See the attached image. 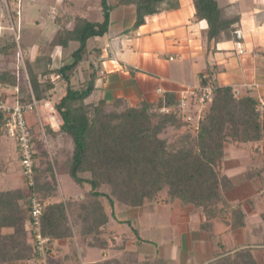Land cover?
Here are the masks:
<instances>
[{"label":"trees","instance_id":"obj_1","mask_svg":"<svg viewBox=\"0 0 264 264\" xmlns=\"http://www.w3.org/2000/svg\"><path fill=\"white\" fill-rule=\"evenodd\" d=\"M5 1L8 8L12 9L13 0ZM170 1L175 5L177 3V0H113L110 4L108 0H100V21L89 20L80 13L58 14L55 22L59 29L55 43L61 48H69L72 41L76 42V46L71 47L68 52L70 62L52 67L51 58L47 56L46 64L39 71L35 70L33 65L36 63L32 62L26 63L25 69L20 72L10 68L0 69V99L4 103V88L16 87V100L23 104L32 102L33 99L40 102L50 98L51 90L55 89L58 82L64 88L51 107L54 112L52 116L58 125L55 133H63L72 140L68 174L78 185H87V192L94 203L97 200L101 220L94 225L100 240V226L107 221L102 198L106 199L107 207L113 215L114 202L131 207L141 206L145 201H155L165 191L169 199L177 198L182 203L192 204L201 213L202 226L207 230L210 231L215 221L235 230L248 224V212L244 204L234 203L229 199L228 191L249 181L255 183L256 178L264 187V161L255 168L250 166L237 176H228L224 167L226 145L229 142H264V111L262 114L257 111V99L249 95L236 96L230 86L216 85L210 65L205 73L199 74V79L200 84L211 85V101H205L207 109H202L198 118L193 121L184 117L178 106V96L169 92L156 102L142 100L135 106L127 105L122 99L109 104L102 98L87 102L95 92L96 81L100 77L99 67L93 63H89L88 76L81 82V86L75 87L72 84L71 75L79 63L87 59L86 55L100 54L99 48L88 47V40L107 33L109 13L113 7H135L136 17L130 28L135 30L149 16L159 13L161 6ZM64 3L71 6L72 0H64ZM193 4L196 19L207 22V40L212 46L222 38L224 31L234 29L236 19L224 18L222 8L216 0H193ZM15 14L13 15L16 16ZM10 23L11 19L8 25L10 35L2 39L0 50L3 54L10 55L14 54L17 47V55L18 50L23 51L21 39L18 36V42H15V33L10 29ZM44 56H39L36 61L41 62ZM27 88L29 93L23 96L22 92ZM195 98H198V94L191 96L187 105L196 101ZM161 107H165L167 112L158 113ZM181 115L192 132L186 133L179 145L171 144L163 135L165 128L169 126L166 124ZM4 124L5 112L0 110V132L7 136ZM29 129L32 135L34 185L27 186L28 193L19 189L0 192V264L10 261L41 264L30 226L29 202L33 194L43 205L40 230L44 237L49 238L46 244V264H53L50 252L54 240L65 239L70 245L74 244L73 225L69 222L65 204L62 201L45 204L36 188V150L34 134L30 127ZM18 153L20 158L19 150ZM80 173H88L90 176L81 177ZM104 184L109 188L107 192L100 189ZM247 201L253 207L250 199ZM256 214L264 232V208L259 209ZM126 222L131 224L130 221ZM85 230L89 229H83ZM102 239L104 245L98 242L95 244L103 248L107 241ZM248 248L240 247L230 254L219 240L216 242L215 260L222 258L224 264H257ZM71 258L73 259L72 256Z\"/></svg>","mask_w":264,"mask_h":264},{"label":"crops","instance_id":"obj_2","mask_svg":"<svg viewBox=\"0 0 264 264\" xmlns=\"http://www.w3.org/2000/svg\"><path fill=\"white\" fill-rule=\"evenodd\" d=\"M20 1L22 3L23 0H13V11L18 8ZM27 1L36 3L38 0ZM216 1L222 8L223 17L236 19V23L234 29L224 31L222 38L213 46L207 40L206 20L195 17L193 0H177L176 5L172 1L166 2L159 13L149 16L135 30L130 29L136 17L135 7H113L109 13L107 33L94 38V44L88 46L99 48L100 54H90L79 63L71 75L72 84L75 76L83 81L88 76L89 63H93L99 67L100 77L96 81L95 92L87 102L102 98L109 104L122 99L127 105L135 106L142 100L156 102L167 92L179 97L186 90L207 86L200 84L199 74L205 73L210 65L216 85L230 86L236 96L249 95L257 100L264 99V0ZM108 2L111 4L113 0ZM47 5L50 9L47 17L52 25H39L38 20L33 19L35 24L29 32L23 26L25 19L19 9V16H14L13 33L20 37L22 50L28 54L32 64L37 62L39 56L47 54L51 58V66L59 67L71 61L70 51L65 50L68 48H61L55 43L52 50L46 53L41 51L49 47L47 45L52 41L56 42L59 29L55 22L57 15L80 13L92 20L87 10L91 7L101 9L100 0H72L71 6L66 5L64 0H48ZM8 18L11 16L8 15ZM0 25L3 26L1 22ZM6 30L8 25L3 26L1 32ZM236 30H240V38L235 35ZM74 43L72 41L70 44ZM63 91L64 88H60L59 96ZM3 93L7 94L5 103L14 105L17 101L14 95L17 88H4ZM197 94L199 99V92ZM44 101L51 106L54 102L49 99ZM197 105L199 115L204 104L199 102ZM32 110L36 112V109ZM32 112L29 110L25 113L31 129L36 126L33 125L36 123V113L34 115ZM187 112L195 114L194 109L190 110L188 105ZM52 121L50 130L56 135L58 125L54 119ZM239 145L249 151L259 146L264 151V142L231 144L226 148L224 158L228 176L244 173L248 168L246 162L251 161L249 153L247 159L246 153L238 152L237 149H242ZM232 149L237 150L236 154L229 153ZM260 158L264 160V152ZM247 184L254 187L253 181L240 184L228 191L229 199L233 198L232 192L235 193V190ZM79 186L82 192L66 196L60 180V198L56 201L65 203L64 200L68 198L70 201L83 200L89 189L87 185ZM254 196L259 198L256 190L251 197ZM251 197L231 201L245 205ZM103 206L107 221L100 226V236L107 241L105 247L94 244L93 236H99L96 229L83 231L79 227H72L73 245L65 239L53 241L50 252L53 264H211L215 260L217 241L220 240L227 249H230L227 241H232L233 245L238 243L233 231H228L224 223L215 221L210 231L207 230L202 226L201 213L192 204L182 203L177 198L169 199L165 191L155 201H145L141 206L131 207L114 202L113 215L106 203L103 202ZM77 217L81 219L80 214ZM89 241L92 243L89 244Z\"/></svg>","mask_w":264,"mask_h":264},{"label":"rangeland","instance_id":"obj_3","mask_svg":"<svg viewBox=\"0 0 264 264\" xmlns=\"http://www.w3.org/2000/svg\"><path fill=\"white\" fill-rule=\"evenodd\" d=\"M48 0H38L36 3H31L30 1L23 0L17 4L18 8L21 10L23 14V18L25 19V24L23 26L27 28V30L30 32L31 28L34 26L35 22H33V19L35 21L38 20L39 25H45L50 24V20H48L47 15L50 13V9L47 5ZM42 5V6H41ZM14 6V4H13ZM16 7V9H18ZM92 9L87 10V15L92 20H100L102 11L101 9H95V7H91ZM15 9V8H14ZM15 9V10H16ZM19 10V11H20ZM7 11L9 13H7ZM14 13L10 8H7V5L5 4L4 0H0V22L3 26L9 25V18L7 19L8 15L11 16V24H14ZM16 15V14H15ZM17 16V15H16ZM15 16V17H16ZM18 20V18H17ZM43 20L44 23H43ZM37 23V22H36ZM9 26V27H10ZM42 27V26H41ZM5 29V28H4ZM0 33V40L2 43V39L7 37L8 31ZM28 35V34H27ZM15 40V37H14ZM16 42V40H15ZM17 43V42H16ZM55 42L52 41L50 43L49 47H45V49L41 50L42 52H47L48 50H52ZM94 44V38H91L88 40V46H92ZM75 43L71 44V46L67 49H71V47H75ZM49 48V49H48ZM17 47L15 48L14 54H3L0 50V69L2 68H10L14 71L21 69H25L26 63L31 62L29 60L28 54L22 51V57L20 54V57L18 55H15ZM64 55V54H63ZM62 55V57H63ZM27 57V58H26ZM47 57V54L43 57L42 61L39 62H33L36 63V65H33L35 70H41L44 67V64L46 63L45 59ZM86 58H88V55H86ZM64 60V59H63ZM43 63V64H42ZM74 85L75 86H81V79L79 76L74 77ZM61 83H57L55 89L51 90V98H48L49 100H56L59 96L58 91H60V88H62ZM211 86V85H209ZM60 87V88H59ZM212 88V87H211ZM29 89H24L22 92L23 96H26ZM7 95V94H6ZM12 96V95H11ZM46 100V99H45ZM196 101H192L189 105V109L195 111V114L187 112V106L184 108L183 114L184 117L192 116L195 120L198 115V108L197 103H199V99L196 98ZM207 101V100H206ZM209 102V101H207ZM202 109L206 110L208 105L202 103ZM51 104L46 103L44 100L40 101L38 103V106L36 108V112L34 110L32 113L35 115L36 113V123L33 125H36L35 128L33 127V134H34V143H35V165L37 167V180H36V188L39 192L41 200L43 199V202L50 203L57 200V198H60V192H59V181L61 180L62 185V191L66 196L72 195L75 192H82V188L73 181V179L68 174L69 169V162L71 153L73 150V143L69 136L59 133V134H53L50 131V126L52 124V120L54 117L52 115L54 114L53 109L51 108ZM196 109V110H195ZM201 109V110H202ZM166 113L167 109H164V107H161L160 111L158 110V113ZM193 114V115H192ZM32 125V124H31ZM47 125V126H46ZM166 125H169L165 128L163 135L169 140L171 144L179 145L182 137L186 133L192 132L191 128L182 120V115L180 117H175L171 123H167ZM44 127V128H43ZM46 127V128H45ZM49 130H48V128ZM55 138H58L57 141H54ZM230 143V142H229ZM227 144L226 148L229 147L231 144ZM232 143V142H231ZM234 144V143H233ZM241 146V145H239ZM18 144L16 143L15 139L10 138L8 136H5L3 132H0V192L4 191H13L15 189H19L21 191H26L28 193V188L25 183V179L22 177L21 171H20V158L19 153L17 150ZM242 149L239 150V153L245 154L248 159V153L250 154L251 161L246 162L248 165V168H255L258 166L259 163H263V159H261V155L264 151H261L260 147H252V149L247 150V148H244V146H241ZM263 148V147H262ZM234 149L230 150L229 153H235L237 152ZM263 150V149H262ZM248 151V152H247ZM252 151V152H251ZM262 161H261V160ZM261 163V164H262ZM57 173V174H56ZM81 177H89L90 174L88 173H80ZM256 190V192L259 195V198H256L257 196L251 197L253 194V189ZM101 190L108 191L107 185H102ZM261 190V192H260ZM233 193L234 200H240L245 198L246 196H250V201L253 203V207H250V202H246L245 206H247V212H248V224L245 227L238 228L235 230H228L233 231V234L236 236V241L238 243H235L233 245L232 241H227V245L230 247L229 250H227V253H234L237 249H240V247H249L250 252L252 256L254 257L257 264H264V232L262 229V226H259L257 219V212L261 206V208H264V187L263 183L260 185L258 182V178H256V182L254 183V187L250 184L243 185L241 188H239L237 191L235 190V193ZM71 196V197H72ZM158 199V198H157ZM231 199V200H232ZM91 195L86 192L85 197L81 201L65 199L64 204L67 208L68 214H69V222L73 225V228H78L83 230L88 228L89 230L95 229V223H98L101 220V216L99 215L100 211L97 210V200L96 203L93 201ZM102 203H106V199L102 198ZM260 201V202H259ZM250 208V210H249ZM255 212H254V211ZM255 213V214H253ZM77 214H80L81 219L77 217ZM94 238V244L95 242H98V244H102V241L99 237L93 236ZM89 244L92 242L89 241ZM241 243V244H239ZM233 246V247H232ZM227 247V246H226ZM6 264H34L32 261L25 262V261H10ZM165 264V263H164ZM212 264H224V260L222 258L216 259Z\"/></svg>","mask_w":264,"mask_h":264},{"label":"built area","instance_id":"obj_4","mask_svg":"<svg viewBox=\"0 0 264 264\" xmlns=\"http://www.w3.org/2000/svg\"><path fill=\"white\" fill-rule=\"evenodd\" d=\"M16 15L19 16V8L15 10ZM10 29L13 31V25L11 24ZM3 30V26L0 25V32ZM235 35L240 38V30L235 31ZM18 35H15V40L18 42ZM22 57L21 51L18 50L17 55ZM1 91V88H0ZM199 92V101L204 103L206 100L211 101L212 89L211 86H201L194 90H186L178 97V106L184 110L187 106L189 97ZM38 101L33 99L32 102L23 104L16 101L14 105H7L0 99V110L5 112V124L4 131L10 138L15 139L18 144V150L20 152V171L24 177L27 186L31 187L34 185V173H33V150H32V135L30 133L29 126L25 120V113L31 109L37 108ZM164 109H166L164 107ZM257 111L262 114L264 111V99H258ZM187 119L192 120V116H187ZM30 226L33 230V238L37 243L38 256L41 264H46V244L49 242L48 237H44L40 230V216L42 213L43 205L39 198L33 194L30 198Z\"/></svg>","mask_w":264,"mask_h":264}]
</instances>
